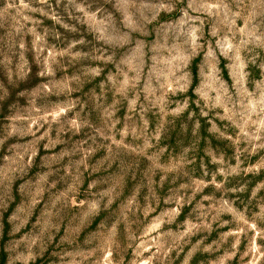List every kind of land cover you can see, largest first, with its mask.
<instances>
[{
  "label": "rangeland",
  "instance_id": "1",
  "mask_svg": "<svg viewBox=\"0 0 264 264\" xmlns=\"http://www.w3.org/2000/svg\"><path fill=\"white\" fill-rule=\"evenodd\" d=\"M0 264H264V0H0Z\"/></svg>",
  "mask_w": 264,
  "mask_h": 264
}]
</instances>
